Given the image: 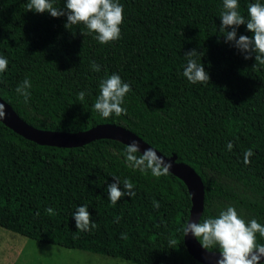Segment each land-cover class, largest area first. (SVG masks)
Instances as JSON below:
<instances>
[{
    "label": "trees",
    "instance_id": "trees-1",
    "mask_svg": "<svg viewBox=\"0 0 264 264\" xmlns=\"http://www.w3.org/2000/svg\"><path fill=\"white\" fill-rule=\"evenodd\" d=\"M65 2L52 0L58 9ZM255 2L264 0H239L246 19ZM27 3L0 0V57L8 60L0 96L26 123L70 133L107 123L123 127L200 175V220L232 206L245 221L264 225V65L254 67V56L244 59L223 38V0H119L121 38L108 45L83 25L66 29V16L28 11ZM239 35L252 33L242 25ZM193 49L208 83L193 85L183 76L185 55ZM112 74L132 90L122 105L126 115L105 119L93 106L100 81ZM25 78L32 82L27 104L15 91ZM80 92L86 93L83 102ZM125 146L112 140L73 149L41 146L0 122V227L132 264H202L185 246L192 208L187 186L171 173L157 179L129 168ZM248 149L253 155L245 164ZM114 176L129 179L135 197L113 205L106 189ZM79 206L88 207L95 229L76 228ZM257 241L264 244L258 234Z\"/></svg>",
    "mask_w": 264,
    "mask_h": 264
},
{
    "label": "clouds",
    "instance_id": "clouds-1",
    "mask_svg": "<svg viewBox=\"0 0 264 264\" xmlns=\"http://www.w3.org/2000/svg\"><path fill=\"white\" fill-rule=\"evenodd\" d=\"M28 11L38 14H50L53 18L67 17L66 29L72 26L83 25L101 45H108L121 38V25L124 22V8L119 0H66L64 7L58 9L52 0H28ZM222 24L219 28L226 42L231 43L244 57L255 58V65H264V3H250L247 7V19L239 11V0H223V11L220 14ZM246 25L248 35H239L240 26ZM200 55L195 49L185 55L186 64L183 76L193 85L210 82V76L202 63L198 62ZM8 60L0 57V73L7 71ZM91 69L95 72L101 66L95 61L91 62ZM32 87L30 79L25 78L15 89L18 96L23 97V102H29ZM131 87L125 83L118 74H112L100 81L99 95L94 102V111L102 118L108 119L113 115L119 117L127 113L122 107L125 97L131 92ZM86 93L80 92L77 99L85 100ZM6 116L5 106L0 104V118ZM231 150V142L227 145ZM126 165L142 173L148 172L157 179L167 176L173 168L170 160L157 154L152 148L141 151V144L132 140L125 146L124 153ZM253 155L251 149L244 153L245 164L250 163ZM115 182L110 184L106 191L108 200L115 205L122 197H135L134 185L129 179L121 182L118 177H113ZM121 185L123 191L121 190ZM155 207L159 204L154 202ZM49 214L53 209H47ZM87 206H79L73 213L76 228L80 232L91 231L97 227L92 222ZM185 237L191 236L199 242L203 249H218L219 257L216 264H261L264 260V244L258 243L257 234L264 238V225L256 219L245 221L237 210L228 206L219 212L216 217H209L199 222L191 221L184 225ZM122 238H125L122 235ZM170 243H175L174 240Z\"/></svg>",
    "mask_w": 264,
    "mask_h": 264
},
{
    "label": "water",
    "instance_id": "water-1",
    "mask_svg": "<svg viewBox=\"0 0 264 264\" xmlns=\"http://www.w3.org/2000/svg\"><path fill=\"white\" fill-rule=\"evenodd\" d=\"M0 104L5 106L6 112V116L0 118V122L21 137L41 146L73 149L99 140L117 141L123 145L129 144L132 140H137L141 144V151L145 148L154 149L158 155L173 163L170 173L184 182L188 188L192 200L188 222L193 220L196 222L200 221L205 205L204 183L200 175L190 165L177 161V155L166 157L133 132L111 123L100 124L89 130L77 133L38 129L26 123L1 96ZM184 240L189 254L199 263L216 264V259L219 257L218 252L203 249L199 242L191 236L185 237ZM262 263H264V260H262Z\"/></svg>",
    "mask_w": 264,
    "mask_h": 264
},
{
    "label": "rangeland",
    "instance_id": "rangeland-1",
    "mask_svg": "<svg viewBox=\"0 0 264 264\" xmlns=\"http://www.w3.org/2000/svg\"><path fill=\"white\" fill-rule=\"evenodd\" d=\"M0 264H132L99 254L42 244L0 227Z\"/></svg>",
    "mask_w": 264,
    "mask_h": 264
}]
</instances>
